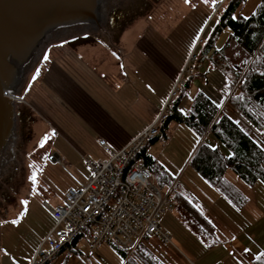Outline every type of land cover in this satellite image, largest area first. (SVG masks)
Segmentation results:
<instances>
[{"label":"rangeland","instance_id":"1","mask_svg":"<svg viewBox=\"0 0 264 264\" xmlns=\"http://www.w3.org/2000/svg\"><path fill=\"white\" fill-rule=\"evenodd\" d=\"M224 1L216 0L214 6L212 0H208L207 3L204 0H190V2H186V0H159L157 4L150 2L152 9L146 17L130 31L131 33L123 34L122 38L129 44L146 41L154 48H158L159 52L173 63L181 61L184 63L190 55H194L196 61L190 63L188 67L192 66L194 68L192 75H195L199 63L204 59L207 60L203 55V45L208 39L212 28L218 23L220 13L225 4L219 10L218 8ZM260 2L261 0H246L239 9L238 15L244 18L249 17ZM228 36L229 32L225 31L219 39L223 45L227 42ZM81 37L80 41L73 40L75 37L65 40L68 43L72 39L71 42L85 43L87 45L100 43L98 50L93 51L90 49L86 54H95L94 58L96 60L107 57V52L102 50L101 47H108L100 40L89 34L81 35ZM137 37L142 40L137 41ZM199 39L203 42L199 43ZM64 41H57L47 45L38 63L29 73L26 86L19 98L9 95L17 98L19 100L17 102L27 106L42 121L37 122L33 126L34 132L32 135L35 132L37 134L27 143L25 149L15 150L22 158L25 184L18 191L19 194L15 196L17 206L13 209L12 205L8 204L7 217L4 219L0 216V261L3 264H30L35 251L54 225L46 205L54 207L56 205L55 202H59L64 192L69 189V185L75 182L79 175L82 177L87 175L86 167L81 164L79 158L74 157L73 153L74 156L71 154L72 160L75 162L73 165L77 171L69 167L65 162L54 163L51 160L54 154L58 153L59 147H62L61 143L64 145L67 140L64 137L65 132H63L66 130L64 126H67V124L63 123V117L68 112L54 96L51 97L52 94L45 85L47 72L50 66L54 64L60 66V63H63L62 60L70 61L74 64L90 65V61L87 62L76 51L75 57L71 59V54H69L67 58V43H64ZM217 42L219 43V41ZM228 43L229 48L226 51V57L230 64L244 68L250 63V57L237 47L234 42L229 41ZM46 56L47 59H45ZM207 62L211 65L210 61ZM37 70H39L38 73ZM211 70L214 72L212 74L219 73L214 78L215 83H212L213 86L216 89L221 88L223 79L226 84L224 76L219 71L214 70L213 67H211ZM220 75L223 78L219 77ZM189 77L188 73H184V70L181 71L178 80L179 89L181 84ZM200 82L203 84L201 80ZM238 82L231 90L226 86L225 99L217 100L220 109L225 102V107H223L221 112L227 108L228 99L236 91ZM161 84L157 83L156 85L154 83V87L158 90ZM215 92L216 90L212 92V97H214ZM52 98L58 102V106L52 103L54 101ZM185 102H188L187 99ZM60 106L62 109H60ZM185 109L186 106L184 105L183 110ZM62 110L66 112L64 113ZM235 119L245 131L249 132L264 145V140L260 135L241 117H235ZM42 141H44L43 147L40 146ZM200 141L201 139L190 129L185 125H180L176 131H173V129L166 130L165 136L159 133L155 142H149L145 145L144 152L153 159L154 167L157 170V172L152 173V182L161 192L171 191L173 214L178 217L181 226L191 231L200 240L205 241L206 238L199 233L198 226L190 218V215L178 207L176 201V195L183 196L189 199L190 202H192L191 198L198 199V201L196 200V202L192 203L206 216V204L210 202L217 205L219 209L226 208L225 202L227 200L222 197L216 200L217 196L220 197L222 195L216 188H210L211 186L195 173L189 165L190 157L199 146ZM208 143H211L210 140ZM220 150L225 156L228 155V151L223 146H220ZM33 175L36 176L35 183L30 179ZM159 175L166 176L168 181L162 182ZM225 179L239 190L245 198V203L242 206L244 210L241 213H246V222L254 225V230L263 233L264 227L261 223L257 224L256 217L264 211V184L258 181L254 185H248L231 170L225 173ZM73 189L77 190L76 187ZM208 200L209 202H206ZM22 201H27V205L22 204ZM232 206L236 208L230 203L228 210H231ZM22 213L23 215H21ZM13 220H17L18 223L13 224ZM159 221L160 225L162 224L168 228L167 231L172 233V242L179 247L174 238L175 231L177 234H181L178 230L177 222L168 213H163ZM229 222L238 227L243 224V221L240 222V220L237 223L232 220ZM211 223L213 226L216 225L214 228L217 231L213 239L217 238L219 241L224 239L223 236H220L221 230L226 229L229 234L230 229H232L229 226L222 228L215 221H211ZM258 238L256 246L259 247L260 245L261 248H264V239L261 236ZM44 250H48V247L45 246ZM75 255L70 258L71 261L68 264L121 263L120 256L107 244L102 245L95 251H89L85 238L81 239L77 245ZM57 262V257L54 260L52 259V264Z\"/></svg>","mask_w":264,"mask_h":264},{"label":"crops","instance_id":"2","mask_svg":"<svg viewBox=\"0 0 264 264\" xmlns=\"http://www.w3.org/2000/svg\"><path fill=\"white\" fill-rule=\"evenodd\" d=\"M138 40L142 39L137 37ZM218 41L216 47L221 49L223 44L221 40ZM112 45L115 53L119 54V58L109 48L102 46V50L107 52V57L96 60L95 54L86 53L90 49L98 50L100 43L87 45L69 40L66 44L68 53L66 57L68 58L71 54L72 59L76 51L87 62L90 61V65L74 64L62 60L63 63H60V66L56 64L50 66L45 78V85L52 94L51 97L54 96L68 112L63 117V123L67 124L64 126L66 130L63 131L67 140L64 145L61 143L62 147H59V150L56 149L58 153H55L51 160L54 163L65 162L77 171L73 165L75 162L72 160L74 154L73 156L79 158L87 170V175L85 177L79 175L75 182L69 185L68 190L74 187L79 189L89 180L91 173L86 160L99 161L109 158V155L99 146V140H105L116 151L126 146L154 122L186 63L169 61L159 52L158 48H154L146 41L129 44L131 48L128 52H124L116 43ZM208 69L207 60H203L199 63L195 74L205 75ZM212 73L214 72L206 78L195 76L187 98L188 102L184 101L179 108L182 113H188L192 97L197 91H202L218 106L217 100L225 99L227 91L224 79L222 87L216 89L212 83H215L214 78L219 73ZM219 77L223 78L221 75ZM154 83L162 84L157 90ZM215 90L214 97H212V92ZM53 100L51 102L58 106V102ZM184 105L185 110H183ZM61 106L60 109H62ZM65 110L62 111L65 113ZM179 126L180 124L171 123L168 130L176 131ZM211 145L217 146L215 142H211ZM66 192L59 202H55V206L62 203ZM221 197L224 198L217 196L216 200ZM225 203L226 208L219 209L217 205L210 202L206 204L207 216L203 213L210 221L218 222L222 228L232 227L229 234L226 229H220V236L224 237L223 240L219 241L217 238L218 241L213 238L200 240L191 231L181 226L172 210L168 214L177 222L181 233L177 234L175 231V236L173 235L179 247L174 244L164 245L157 239H146L142 242L151 254L164 264H252L256 256L264 253V248L260 245L256 246L258 237L261 236L264 239V231L259 233L254 230V225L246 222V213H241L244 210L243 207L237 208L234 205L236 208L232 206V209L228 210L230 203L228 201ZM231 220L236 223L240 220L243 224L239 227L234 226L229 222ZM256 220L257 224L261 223L264 227V211L256 217ZM160 226L172 239V233L167 231L168 228L162 224ZM81 239L55 256L53 260L57 257L56 264H68L71 261L70 258L76 256L77 245ZM0 264H3L2 261ZM120 264H125L122 258Z\"/></svg>","mask_w":264,"mask_h":264},{"label":"trees","instance_id":"3","mask_svg":"<svg viewBox=\"0 0 264 264\" xmlns=\"http://www.w3.org/2000/svg\"><path fill=\"white\" fill-rule=\"evenodd\" d=\"M245 2L246 0H225L220 5L218 10L225 4L218 23L203 45V55L211 62V65L208 64V72L200 76L191 75L183 82L170 114L160 128V133L164 136L171 123L185 125L200 139L208 132L206 139L193 153L189 165L209 186L216 188L229 203L238 208L243 206L245 198L225 179L228 170L248 185H254L258 181L264 184V145L245 131L235 119L241 117L264 140V0L247 18L238 15ZM225 31L229 32L228 40L221 49H216L215 45ZM229 41L234 42L250 57L247 67L239 68L228 62L226 51ZM211 67L224 76L229 90L239 81L236 91L228 99L227 108L220 112L218 105L202 91H197L192 97L188 113H182L179 108L188 98L195 76L206 78L212 72ZM157 139L158 136L151 143ZM209 140L217 146H212L208 143ZM220 146L228 151V155L222 153ZM144 148L139 156L151 174L157 172L153 159L145 154ZM159 177L162 182L168 181L164 175ZM191 199L193 203L196 202ZM176 201L178 207L190 215L201 235L206 239L214 238L215 228L199 208L180 195H176ZM142 241L131 253L121 250L113 243L107 244L125 264H164L151 254ZM252 264H264V256L260 260L255 259Z\"/></svg>","mask_w":264,"mask_h":264},{"label":"built area","instance_id":"4","mask_svg":"<svg viewBox=\"0 0 264 264\" xmlns=\"http://www.w3.org/2000/svg\"><path fill=\"white\" fill-rule=\"evenodd\" d=\"M202 42L199 39V43ZM195 61L196 57L190 55L183 68L184 73L192 75L194 68L188 65ZM178 80L148 128L116 151L105 140H99V146L109 158L86 160L91 173L89 180L77 190H68L60 205H46L54 225L35 251L30 264L51 262L81 238H85L89 251L110 242L131 253L145 238L157 239L164 245L173 244L171 237L161 229L159 221L163 213L173 210L171 191L161 192L152 182V174L139 154L147 143L159 135L161 125L179 95ZM223 107L225 102L220 112ZM207 135L208 132L200 143ZM45 246L48 250H44Z\"/></svg>","mask_w":264,"mask_h":264},{"label":"water","instance_id":"5","mask_svg":"<svg viewBox=\"0 0 264 264\" xmlns=\"http://www.w3.org/2000/svg\"><path fill=\"white\" fill-rule=\"evenodd\" d=\"M150 2L157 4L159 0H0V152L9 137L0 158L2 218L7 217L8 204L13 209L17 206L15 196L25 184L22 158L15 150L25 149L37 134L32 135L33 126L42 121L12 96L20 97L29 73L50 43L89 34L118 58L113 43L128 52L131 46L122 36L146 17L152 9ZM63 4L66 7L60 19ZM78 13L91 22L70 27L69 22ZM56 19L67 20L68 27L59 28L54 24ZM17 55L26 61L14 68ZM11 75L14 88L9 86Z\"/></svg>","mask_w":264,"mask_h":264},{"label":"flooded vegetation","instance_id":"6","mask_svg":"<svg viewBox=\"0 0 264 264\" xmlns=\"http://www.w3.org/2000/svg\"><path fill=\"white\" fill-rule=\"evenodd\" d=\"M65 5L63 4V6L61 7V14H60V19H61V17L63 16V14H64V9H65ZM50 8V7H49ZM75 19L73 20H71L70 22H69V24H71L70 25V27H72V26H84L85 24H87V23H90L91 21L90 20H87L86 21V18H84V16H83V14L82 13H78V14H76L75 15ZM56 21H57V23H54L56 26H58L59 28H63V27H68V25H67V20L66 21H63V22H60V21H58V19H56ZM66 22V23H65ZM67 25V26H66ZM65 28H63V30H64ZM101 30H103V29H101ZM82 37L81 36H77V37H75V39H73V40H79V39H81ZM67 40H65L64 41V43H67L66 42ZM71 41H72V39H71ZM18 55H20V49H19V53H18ZM17 55V57H15L14 59L16 60V62H15V66H14V68H18L20 65H22L25 61H26V59H24L23 57H20V56H18ZM12 77H11V79L13 80L12 82H10V84H9V86L11 87V88H14V84H15V81H14V79H13V75H11ZM7 88V87H6ZM7 90H8V88H7ZM8 136H7V139H6V141H5V143H4V145H3V147H2V149H1V152H0V158H1V156H2V150H3V148H4V146L6 145V143H7V140H8Z\"/></svg>","mask_w":264,"mask_h":264},{"label":"snow or ice","instance_id":"7","mask_svg":"<svg viewBox=\"0 0 264 264\" xmlns=\"http://www.w3.org/2000/svg\"><path fill=\"white\" fill-rule=\"evenodd\" d=\"M186 2H190V0H186ZM204 2L207 3L208 0H204ZM212 2H213V6H214L215 3H216V0H212ZM45 59H47V56L45 57ZM38 72H39V70H37V73H38ZM43 144H44V141L41 142V145H40V146L43 147ZM30 179L33 181V183H35V181H36V176L33 175V176L30 177ZM21 203L27 205V201H22ZM21 215H23V213H22ZM12 223H13V224H16V223H18V221H17V220H13ZM246 251H247V250H246ZM261 256H264V253H261L260 255L256 256L255 259H256V260H260V259H261Z\"/></svg>","mask_w":264,"mask_h":264}]
</instances>
